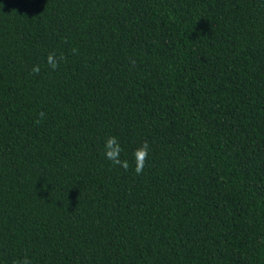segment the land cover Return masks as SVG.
Masks as SVG:
<instances>
[{"label": "trees", "instance_id": "trees-1", "mask_svg": "<svg viewBox=\"0 0 264 264\" xmlns=\"http://www.w3.org/2000/svg\"><path fill=\"white\" fill-rule=\"evenodd\" d=\"M26 256L264 264V0H0V264Z\"/></svg>", "mask_w": 264, "mask_h": 264}, {"label": "clouds", "instance_id": "clouds-1", "mask_svg": "<svg viewBox=\"0 0 264 264\" xmlns=\"http://www.w3.org/2000/svg\"><path fill=\"white\" fill-rule=\"evenodd\" d=\"M72 51L73 54H75L78 50L73 49ZM64 60H66V57L63 54L57 56L56 53L52 52L48 54L46 58V63L53 71H55L59 68L60 63ZM40 71V66L34 65L31 69V74H39ZM45 117L46 113L40 111L38 113V119L35 121V123H40L42 120L45 119ZM149 148V143L147 141H144L143 144L133 152V163L135 165L134 172L136 175H142L145 170L149 155ZM123 151L124 149L119 139L115 135L108 136L105 138L103 145L104 158L109 161L113 166L120 167L124 171H128L130 169V164L127 160L121 158V153ZM14 264H31V262L26 256L23 261H14Z\"/></svg>", "mask_w": 264, "mask_h": 264}]
</instances>
